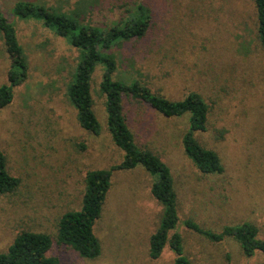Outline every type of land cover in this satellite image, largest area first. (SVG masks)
<instances>
[{"label": "rangeland", "instance_id": "obj_1", "mask_svg": "<svg viewBox=\"0 0 264 264\" xmlns=\"http://www.w3.org/2000/svg\"><path fill=\"white\" fill-rule=\"evenodd\" d=\"M18 1L0 0L28 62L27 80L0 110V151L8 174L20 181L12 194H0V254L16 235L29 231L51 237L48 256L60 264H172L168 247L157 260L148 257V239L162 208L150 194L151 177L139 167L112 174L94 226L101 244L98 258L83 260L56 244L60 216L80 207L86 173L119 164L122 152L106 127L102 69L96 68L91 81L101 130L95 136L78 125L66 96L78 50L41 22L14 18L12 7ZM24 1L60 13L80 12L83 24L99 28L126 18L135 5L150 10L146 37L112 50L118 63L115 79L137 80L172 101L200 95L209 113L206 131L195 138L218 155L223 167L222 174L205 176L185 156L181 137L186 116L166 118L145 104L123 102L137 146L157 155L170 170L184 256L191 264H264L260 254L244 258L233 240L211 243L182 226L189 219L219 232L246 222L264 239V49L257 39L253 0ZM8 67L0 39V86L7 83Z\"/></svg>", "mask_w": 264, "mask_h": 264}, {"label": "trees", "instance_id": "obj_2", "mask_svg": "<svg viewBox=\"0 0 264 264\" xmlns=\"http://www.w3.org/2000/svg\"><path fill=\"white\" fill-rule=\"evenodd\" d=\"M256 13L257 39L264 49V0H253ZM12 15L20 21L41 22L57 36L65 39L78 50L79 58L66 89V96L74 110L78 125L97 136L100 125L93 111L91 92L92 75L97 67L102 69L100 92L104 97L106 127L113 144L122 152L121 162L108 170H91L84 177V189L80 207L60 216L56 230V244L65 246L83 260H94L101 254V244L94 234L95 223L100 219L111 177L115 171L143 169L152 179L150 194L161 206V217L155 232L148 239V257L157 260L165 247L174 256L172 264H191L184 256L183 239L178 232V197L169 168L147 148L137 146L123 113L125 100L145 104L153 112L166 118H188L181 137L185 156L202 175H219L223 167L218 155L202 147L195 136L206 131L209 108L204 99L189 93L182 100L172 101L153 93L137 80L128 83L115 79L118 63L112 50L131 40L146 37L152 26L150 10L138 4L126 18L103 28L83 24L80 12L71 14L56 12L51 8L31 2L18 1L12 7ZM0 39L8 56L7 83L0 86V110L13 100L14 88L28 78V62L19 44L14 25L0 10ZM155 179H154V178ZM18 178L6 170V158L0 151V194H12L19 186ZM182 226L211 243L233 240L244 258L260 254L264 257V239L258 238V228L250 223L224 226L213 232L202 228L192 220ZM53 245L49 235L23 231L15 236L5 253L0 254V264H60L58 258L48 256Z\"/></svg>", "mask_w": 264, "mask_h": 264}]
</instances>
